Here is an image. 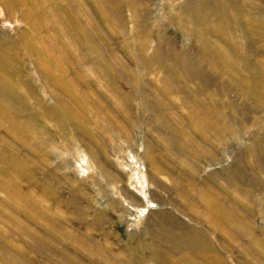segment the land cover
<instances>
[{"label": "rangeland", "instance_id": "374dc122", "mask_svg": "<svg viewBox=\"0 0 264 264\" xmlns=\"http://www.w3.org/2000/svg\"><path fill=\"white\" fill-rule=\"evenodd\" d=\"M0 264H264V0H0Z\"/></svg>", "mask_w": 264, "mask_h": 264}]
</instances>
